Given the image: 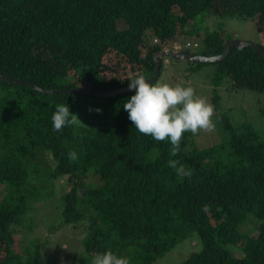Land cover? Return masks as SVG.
Instances as JSON below:
<instances>
[{"label":"trees","instance_id":"16d2710c","mask_svg":"<svg viewBox=\"0 0 264 264\" xmlns=\"http://www.w3.org/2000/svg\"><path fill=\"white\" fill-rule=\"evenodd\" d=\"M225 16L264 23V0H0V73L44 90L109 92L136 74L148 79L153 56L165 45L181 50L183 35L199 40L202 51L192 55L222 54L231 38L195 21ZM255 44L264 49V37ZM188 63L191 73L205 65ZM210 65L204 81L212 86L213 118L229 136L200 148L186 132L175 157L169 141L139 133L128 119L123 104L134 91L103 97L114 115L109 123L79 114L86 127L57 132L51 120L57 105L75 114L78 98L96 97L43 94L0 79V185L12 191L0 200V264H46L45 243L17 251L14 235L29 229L25 217L51 199L62 225L82 223L77 264L108 250L130 264H153L190 237L201 249L181 264H264V135L255 125L231 122L220 94L224 83L228 92L264 95V58L251 47H233ZM170 159L191 177L178 175ZM89 175L96 182L87 183Z\"/></svg>","mask_w":264,"mask_h":264},{"label":"rangeland","instance_id":"374dc122","mask_svg":"<svg viewBox=\"0 0 264 264\" xmlns=\"http://www.w3.org/2000/svg\"><path fill=\"white\" fill-rule=\"evenodd\" d=\"M195 26H205L203 30L218 33L224 39L231 38L230 40L252 44L259 43L264 37V23H260L256 18L245 19L236 16L206 17L195 21ZM177 41L181 45V50L188 51L190 54L202 51L196 35H183ZM186 42L191 43L193 46L186 48ZM166 60H162L161 75L156 82L181 83L184 86H192L196 90L197 95L206 98L210 103L212 86L204 80L206 78L210 79V75L213 73L212 65L203 63L205 65L200 72L191 73V68L194 67V64L191 65L186 61H174L170 58H168L169 61L166 62ZM223 84L220 86V94L223 99L222 105L226 108L224 113L227 118L237 126L242 124L255 125L260 128L258 129L261 132L260 134L264 135V95L249 91H237L239 92L238 94L235 93L236 91L228 92L227 87H222ZM75 103L77 105L74 112L77 116L86 114V116L90 117L97 114V118L104 123H109L114 116L108 111L110 107H108L107 102L103 98L96 97V99L86 100L78 98ZM96 109L101 111L98 113ZM78 118L81 122L83 121L82 117L78 116ZM212 120L215 125L214 130L201 131L193 136L196 139L197 146L200 148L207 147L221 139L223 140L225 136L227 138L229 136L228 133H222V129L217 125L213 117ZM91 177L92 175H89L85 181L87 183L90 181L96 182V179ZM58 183L61 185L62 181H58ZM60 189L62 190V186ZM9 192L12 193L8 187L0 185V200L5 197V194L8 195ZM57 206V202L54 199L43 200L40 205H37L25 217L24 225H29L30 228L19 229L15 232V249L19 251L26 246V243L29 244L38 240L41 243H45L43 257L46 264H77V259L83 252V246L81 245V239L84 236V230L81 227L82 223L77 226L62 225ZM197 240V237L187 238L153 264H181L189 254L198 252L201 249L200 242L199 240L197 242Z\"/></svg>","mask_w":264,"mask_h":264},{"label":"clouds","instance_id":"9594fccd","mask_svg":"<svg viewBox=\"0 0 264 264\" xmlns=\"http://www.w3.org/2000/svg\"><path fill=\"white\" fill-rule=\"evenodd\" d=\"M166 48L181 51L177 45L162 46V49ZM128 81L129 90H134V94L123 104L128 119L139 133L151 136L158 142L169 141L172 146L171 156L179 154L184 133L197 135L201 131L214 130V105L197 95L192 86L181 83H149L143 74H136ZM96 111L99 113L101 110ZM51 120L52 127L57 132L65 126L86 127L76 114L70 113L69 106L65 103L56 106ZM69 158L75 160L77 154L72 151ZM167 163L178 175L191 177V170H186L179 160L170 159ZM91 264H130V261L129 258L108 250L94 255Z\"/></svg>","mask_w":264,"mask_h":264},{"label":"water","instance_id":"95a60500","mask_svg":"<svg viewBox=\"0 0 264 264\" xmlns=\"http://www.w3.org/2000/svg\"><path fill=\"white\" fill-rule=\"evenodd\" d=\"M237 48L239 50L245 48V47H251L256 53L260 54L264 58V49L261 48L260 46L256 44H252L249 42H242V41H236V40H229L223 48V52L220 55L217 56H201V55H192L190 53L166 48V49H161L160 52L156 53L153 56L154 63H155V69L153 74L147 79L149 83H154L155 80L158 77L159 71H160V59L161 58H170L174 61H186V62H196V63H218L223 60H225L231 48ZM0 79L4 80L7 83H17L21 84L23 86H26L30 89L36 90L40 93L43 94H58V93H80L84 95H89V96H94V97H99V98H113L116 97L117 95H122L124 93H129L134 90H129L128 86L115 89L109 92H100V91H93L91 89H86V88H74V89H69V90H64V89H52V90H44L41 89L34 84H31L26 81L22 80H16L12 79L8 76L3 75L0 73Z\"/></svg>","mask_w":264,"mask_h":264},{"label":"built area","instance_id":"2783aa9c","mask_svg":"<svg viewBox=\"0 0 264 264\" xmlns=\"http://www.w3.org/2000/svg\"><path fill=\"white\" fill-rule=\"evenodd\" d=\"M153 43L158 44V41L156 39H153ZM175 49H177V47H175ZM166 62H167V60H166Z\"/></svg>","mask_w":264,"mask_h":264}]
</instances>
